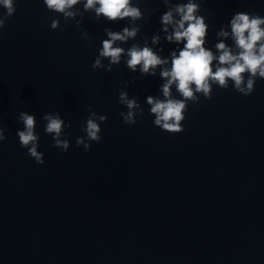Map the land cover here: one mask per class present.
I'll use <instances>...</instances> for the list:
<instances>
[{
	"label": "water",
	"instance_id": "95a60500",
	"mask_svg": "<svg viewBox=\"0 0 264 264\" xmlns=\"http://www.w3.org/2000/svg\"><path fill=\"white\" fill-rule=\"evenodd\" d=\"M138 6L140 33L117 45L147 42L170 59L175 45L163 33L151 43L166 11L162 0ZM237 11L264 16V0H201L205 46L214 55L221 41L236 50L230 32H216ZM124 26L128 19L97 23L85 13L77 27L43 0H17L0 30V264H264V79L248 96L231 82L214 85L211 99L189 103L183 132L162 131L145 103L148 95L163 98L162 66L144 77L123 61L110 72L92 68L103 29ZM120 89L144 109L135 125L120 115L127 111ZM173 93L179 96L174 86ZM89 110L107 121L86 152L76 138L85 135ZM21 111L36 116L42 165L20 147ZM57 111L72 124L67 152L44 132L41 117Z\"/></svg>",
	"mask_w": 264,
	"mask_h": 264
},
{
	"label": "clouds",
	"instance_id": "9594fccd",
	"mask_svg": "<svg viewBox=\"0 0 264 264\" xmlns=\"http://www.w3.org/2000/svg\"><path fill=\"white\" fill-rule=\"evenodd\" d=\"M166 7L160 16L161 27L151 36L153 45L160 43L161 33L167 43L175 47L168 56H161L152 47L133 43L125 49L117 45L127 43L129 38L135 40L140 33L138 20L144 18V12L138 6L139 0H43L46 8L54 13L62 14L65 22L75 20L79 27L85 13H94L97 23L103 18L108 23H116L128 19L130 26L121 30L105 27L106 34L102 46L98 50L92 64L93 69L112 71L114 65L122 61L133 73L139 72L141 77L156 76L157 66H162L160 77L162 83L159 90L162 97L148 95L145 103L150 106V114L154 115L153 124L162 131L171 133L183 132V121L189 110V103L200 102V97L212 98L213 86L228 89L231 82L233 89L245 96L255 90L257 79H264V16L246 11L235 12L230 20L216 32L217 36L228 37L231 33L235 41V51L223 41L215 45L219 55L206 47L209 25L200 14L201 0H162ZM17 0H0V7L5 11L0 14V30L6 21L16 13ZM80 17V20L76 18ZM171 26V31L169 30ZM60 27V19L51 18L50 28ZM2 34V33H0ZM87 36V33H84ZM115 45V46H114ZM163 52V48L159 49ZM107 59L109 62L104 63ZM170 65V66H169ZM133 77L132 82H135ZM127 84V82H125ZM173 86L179 96L174 95ZM118 102L125 105L127 111L120 113L123 122L129 126L135 125L137 115L143 114V107L137 97L129 98L124 89L119 90ZM90 111L86 121L81 123L84 136L76 138V145H83L87 152L91 142L99 143L101 123L107 121V116ZM41 119L45 122L44 132L53 139V146L61 152H67L70 141L64 137L71 133L65 128H71L61 117L60 112H46ZM18 121L22 122L23 130L17 129L20 147L27 150V155L37 164H44V153L39 151L40 135L36 131L35 114L21 111ZM6 139L2 118H0V142Z\"/></svg>",
	"mask_w": 264,
	"mask_h": 264
}]
</instances>
